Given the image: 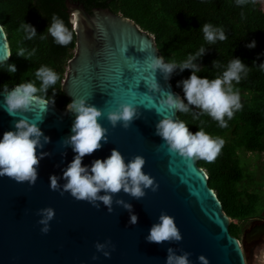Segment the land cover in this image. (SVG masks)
I'll return each mask as SVG.
<instances>
[{
  "label": "water",
  "instance_id": "95a60500",
  "mask_svg": "<svg viewBox=\"0 0 264 264\" xmlns=\"http://www.w3.org/2000/svg\"><path fill=\"white\" fill-rule=\"evenodd\" d=\"M66 4L70 18L73 11H78V23L76 51L68 61L62 88L70 101L86 97L100 108L104 114L99 122L108 129V142L86 155L82 164L91 165L95 159L108 157L113 148L122 153L125 162L142 155L146 161L143 171L154 177L159 187L155 192L145 189V196L139 200L123 191L113 197L133 206L138 216L135 225L129 223V212L115 203L109 213L102 203L96 208L68 192L60 195L52 191L50 175L62 176L75 155L71 147L61 143L71 134L75 114L55 104L46 106V111L37 107L12 116L0 107V139L5 131L14 130V121L21 117L42 120L39 127L50 142L38 152L51 154L41 159L34 186L0 176V264H165L169 247L177 254L191 253L192 264H201L200 255L208 264H247L244 248L264 240V221L252 222L243 231L241 243L230 232L232 218L210 187L198 159L188 161L170 152L155 134V125L162 118L158 109L180 120L178 112L160 105L159 100L167 92L183 97L171 77L166 80L159 70L155 78L161 91L150 92L147 87L146 82L153 78L151 58L161 56L154 35L110 8L94 7L89 12L80 2L67 0ZM9 54L10 41L4 29L0 32V63L8 60ZM2 91L0 88V104ZM120 103H130L140 113L127 129L120 124L113 127L107 120V112ZM45 207L55 210L47 234L41 232L42 225L37 222L38 210ZM161 212L175 218L181 241L157 244L145 239ZM106 240L115 246L109 249L110 257L95 248L96 242ZM94 255L98 259L93 260Z\"/></svg>",
  "mask_w": 264,
  "mask_h": 264
},
{
  "label": "clouds",
  "instance_id": "9594fccd",
  "mask_svg": "<svg viewBox=\"0 0 264 264\" xmlns=\"http://www.w3.org/2000/svg\"><path fill=\"white\" fill-rule=\"evenodd\" d=\"M251 2L255 3L256 0H251ZM236 3L238 6H243L249 3V0H236ZM77 23L78 11L71 13V30L62 19L53 14L52 22L46 30L56 44L67 46L73 40ZM20 28L28 40H32L37 35L36 28L31 24L23 23ZM3 30V25H0V32ZM203 33L204 39L209 44L227 39L222 28H215L211 24L203 25ZM44 38L41 36V39ZM255 46V40L246 45L250 49ZM25 52L24 48H20L17 55L29 59L34 55L35 49L27 55ZM204 52L205 49L202 47L195 55H189L186 60L179 63L175 60L165 62L163 56L154 55L149 63L153 78L146 84L150 92H160L161 86L155 78L157 70L166 80L177 69L180 72L186 69L191 70V75L177 84L178 87H182L183 98L167 92L166 96L159 100V104L182 113H188L190 106H194L218 121L219 127L226 128L228 125L225 116L231 119L234 111L242 107L239 92L234 91L233 81L239 83L241 73L246 75L248 68L240 58H234L229 61L222 76L209 80L207 77L197 75L200 68L194 63ZM10 56L11 54L8 58ZM213 67H219L218 61L213 62ZM260 67L264 68V63H261ZM7 71L13 74L17 68L14 64H9ZM35 76L41 82L39 88L34 82L19 83L12 88H9L7 84L3 86V101L0 107H3L9 115L12 116L17 112H32L37 107L41 111H46V106L55 104L56 92L53 91L50 100L46 98V94L48 89L60 79L59 75L53 69L41 66ZM38 93L44 95H38ZM66 112L75 114V119L71 126V134L64 137L61 143L65 147H71L75 155L63 169L62 176L50 175V189L59 192L60 195L68 192L74 199L87 201L96 208H99L102 203L109 213L113 211V203H115L129 212V223L135 225L138 222V216L133 212V206L122 199L114 201L113 197L123 191L139 200L145 196V189L150 188L153 192L157 191L159 185L155 182V178L143 171L145 158L142 155H135L125 162L122 153L117 148H113L108 157L95 159L91 165L82 164L86 155L100 150L103 144L108 142V129L99 122V118L104 113L100 108L90 104L86 97H73L66 106ZM157 114L162 118L155 125V134L163 139L170 152L178 153L188 161L202 159L213 162L216 159L225 143L222 138H213L203 129L192 133L184 121L173 119L171 115H164L159 109ZM139 117L137 107L130 103H120L114 110L107 112V120L113 127L120 124L125 129ZM40 122L42 120L36 121L21 117L14 121V130L3 133L0 139V176H7L17 183L27 182L30 186L35 185L41 159L51 155L45 151L38 152V149H43L44 145L50 142V137L44 135L39 127ZM61 179L65 181L62 185L59 183ZM37 214L40 216L37 222L42 225L40 230L47 234L50 231V221L55 217V210L52 207H45L39 209ZM182 238L175 218L161 212L158 222L151 226L145 239L150 243L162 244L179 242ZM114 247L111 240L95 244L97 252H102L105 257L111 256L109 249L114 250ZM190 255L191 253L187 251L177 254L173 248L169 247L165 264H192L189 260ZM92 259L95 260L98 257L94 255ZM198 260L201 264H208L204 255H200Z\"/></svg>",
  "mask_w": 264,
  "mask_h": 264
},
{
  "label": "trees",
  "instance_id": "16d2710c",
  "mask_svg": "<svg viewBox=\"0 0 264 264\" xmlns=\"http://www.w3.org/2000/svg\"><path fill=\"white\" fill-rule=\"evenodd\" d=\"M67 0H0V23L3 25L10 41L11 56L0 63V88L5 84L12 88L19 83L34 82L37 88L40 81L35 73L41 66L53 69L60 77L57 83L48 89L47 99L55 94V105L65 109L70 102L62 88L67 63L74 54L76 32L67 46L54 42L47 27L52 22L53 14L62 19L72 29ZM82 3L91 12L94 7H107L115 13L133 19L141 28L155 37L161 56L167 62H182L189 55H195L200 48L205 52L198 57L196 63L200 70L198 76L209 80L222 76L229 61L240 58L247 66V74L241 73L239 83L233 81L235 88L246 93L240 98L242 107L234 111L233 117L227 122L226 128L219 127L214 120L200 109L190 106L188 113L178 112L192 133L203 129L211 137L231 134L235 143L254 153H264V9L256 0L238 6L236 0H72ZM28 23L36 28L37 35L28 40L20 28ZM211 24L222 28L227 39L217 40L209 44L204 39L203 25ZM44 36V39H41ZM255 40L256 46L246 45ZM20 48L26 50L25 55L35 49L29 59L17 55ZM218 61L219 67H213ZM14 64L17 71L10 74L8 65ZM191 70H176L171 75L175 89L179 81L188 78ZM38 95H44L38 93ZM185 103L187 101L185 100ZM198 164L208 174V183L217 193L224 211L237 222L231 221L230 232L241 239L245 224L260 216L264 211V189H240L238 183L243 171L234 145L224 144L213 162L198 159Z\"/></svg>",
  "mask_w": 264,
  "mask_h": 264
},
{
  "label": "rangeland",
  "instance_id": "374dc122",
  "mask_svg": "<svg viewBox=\"0 0 264 264\" xmlns=\"http://www.w3.org/2000/svg\"><path fill=\"white\" fill-rule=\"evenodd\" d=\"M262 9H264V0H257ZM74 49V53H75ZM74 55V54H73ZM161 55V54H160ZM69 67L67 63L66 73L67 74ZM65 78V77H64ZM234 91L239 92L240 98H244L246 93L235 88L233 85ZM181 94V92H179ZM182 95V94H181ZM183 97V96H182ZM213 138L219 137L222 138L224 144H232L235 146L237 157L239 159L240 166L243 171V177L241 181L237 184L240 189L252 190L254 188H263L264 189V153H254L248 151L245 147L239 146L233 140L231 134L227 133L225 136H212ZM237 222V220H232ZM251 220L248 221L244 230L249 227ZM242 243V238L240 239ZM245 249L246 261L247 264H264V240L258 243L247 244Z\"/></svg>",
  "mask_w": 264,
  "mask_h": 264
},
{
  "label": "flooded vegetation",
  "instance_id": "af4514ba",
  "mask_svg": "<svg viewBox=\"0 0 264 264\" xmlns=\"http://www.w3.org/2000/svg\"><path fill=\"white\" fill-rule=\"evenodd\" d=\"M264 212V211H263ZM263 212L261 213V215L260 216H257V217H255V218H253L252 220H251V223L252 222H254V221H264V215H263ZM251 225V224H250ZM249 225V226H250Z\"/></svg>",
  "mask_w": 264,
  "mask_h": 264
}]
</instances>
